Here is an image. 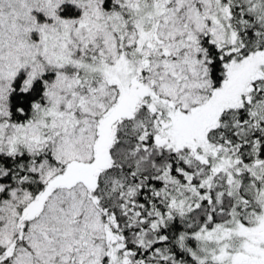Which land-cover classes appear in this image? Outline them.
Listing matches in <instances>:
<instances>
[{
	"label": "snow or ice",
	"instance_id": "1",
	"mask_svg": "<svg viewBox=\"0 0 264 264\" xmlns=\"http://www.w3.org/2000/svg\"><path fill=\"white\" fill-rule=\"evenodd\" d=\"M0 264H264V0H0Z\"/></svg>",
	"mask_w": 264,
	"mask_h": 264
}]
</instances>
